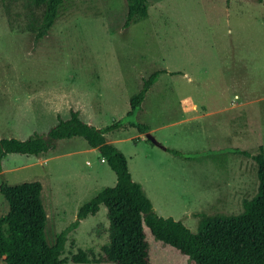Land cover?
Returning <instances> with one entry per match:
<instances>
[{"label": "rangeland", "instance_id": "obj_1", "mask_svg": "<svg viewBox=\"0 0 264 264\" xmlns=\"http://www.w3.org/2000/svg\"><path fill=\"white\" fill-rule=\"evenodd\" d=\"M147 3L148 14L125 25V0H64L48 33L36 39L25 0H0V137L48 138L58 115L71 109L97 127L123 118L107 140L125 154L155 211L195 232L199 213H239L257 191V164L239 149L264 152V0ZM157 69L164 71L127 116L130 96ZM129 121L148 124L161 145L182 155ZM52 144L40 155L7 153L0 172V184L41 181L50 245L83 203L116 182L84 137ZM8 209L0 192V215ZM108 226L101 203L68 231L65 264H113L99 258ZM145 230L153 264L188 262ZM80 250L87 261L72 258ZM0 264H7L4 255Z\"/></svg>", "mask_w": 264, "mask_h": 264}, {"label": "trees", "instance_id": "obj_2", "mask_svg": "<svg viewBox=\"0 0 264 264\" xmlns=\"http://www.w3.org/2000/svg\"><path fill=\"white\" fill-rule=\"evenodd\" d=\"M15 0H7L8 3ZM64 0H25L29 29L36 39L48 33L54 24L59 7ZM229 1V0H228ZM261 1V0H259ZM127 15L125 25L136 17L148 14L147 0H125ZM157 69L145 78L138 92L130 96L132 115L141 107L147 90L158 74ZM139 132H147L146 123L129 121ZM124 124L123 118L102 127L89 124L80 117L77 109H71L68 117L58 115L57 122L47 132L48 138L34 134L26 139L0 137V171L2 159L7 153L40 155L46 152L54 140L80 135L87 143L99 149L103 158L116 174L112 186L102 188L90 200L83 203L77 219L62 229L53 244L45 237L46 210L41 198L40 180L18 184H0V192L7 199L9 209L0 215V255L7 264H65L60 257L68 231L78 226L81 219L95 214L100 204L107 207L108 242L102 246L100 260L113 264H153L145 226L163 244H169L188 256L185 264H264V152L252 154L245 149L239 152L251 156L257 164L258 187L256 193L244 199L239 213H199L197 231H192L181 220L159 215L142 184L133 179L125 154L107 140V134ZM149 139V138H147ZM182 155V152L167 147ZM87 261L80 250L72 256Z\"/></svg>", "mask_w": 264, "mask_h": 264}, {"label": "water", "instance_id": "obj_3", "mask_svg": "<svg viewBox=\"0 0 264 264\" xmlns=\"http://www.w3.org/2000/svg\"><path fill=\"white\" fill-rule=\"evenodd\" d=\"M145 136L150 140H152L153 142H155L156 144L161 145V143L155 138V136H153V134L150 131H147L145 133Z\"/></svg>", "mask_w": 264, "mask_h": 264}, {"label": "crops", "instance_id": "obj_4", "mask_svg": "<svg viewBox=\"0 0 264 264\" xmlns=\"http://www.w3.org/2000/svg\"><path fill=\"white\" fill-rule=\"evenodd\" d=\"M222 110H225V107H223L222 108ZM220 111V110H219ZM150 131V130H149ZM140 133H142V132H140ZM146 137V136H145ZM147 138V137H146ZM161 147H163V148H165V149H167V147L166 146H163V145H160ZM47 158L48 157H46V158H40L39 160L42 162V163H44V161H46L47 160ZM102 160H105L103 157H102ZM4 171V168L2 167V170L0 171V172H3Z\"/></svg>", "mask_w": 264, "mask_h": 264}]
</instances>
